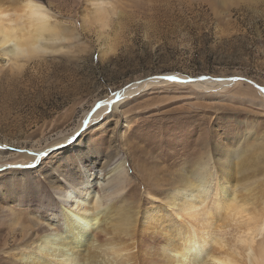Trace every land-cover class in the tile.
<instances>
[{"label": "rangeland", "instance_id": "1", "mask_svg": "<svg viewBox=\"0 0 264 264\" xmlns=\"http://www.w3.org/2000/svg\"><path fill=\"white\" fill-rule=\"evenodd\" d=\"M56 2L65 19L90 17L86 0ZM119 2L125 5V23L137 33L130 45L125 35L120 55L106 56L94 46L85 50L82 37L67 46L70 54L50 58L35 74L17 79L0 72V148L5 152L0 158L6 157L0 159V264L20 254L24 223L33 230L55 224V214L44 218L37 209L49 201L60 208L65 173L83 177L90 169L101 181L123 161L129 168L127 184L133 185L123 197L161 203L159 195L151 200L148 189H167L195 156L231 150L247 135L242 146H259L252 155L263 152L264 0ZM137 19L140 23H133ZM152 27L162 41L155 48L140 37ZM178 29L192 37V49L183 54L169 44ZM162 77L232 85L205 94L187 84L165 85L125 97L115 107L117 94ZM258 160L259 172L251 164L242 179L249 185L257 181L264 195V156ZM212 163L217 176L219 168Z\"/></svg>", "mask_w": 264, "mask_h": 264}, {"label": "bare ground", "instance_id": "2", "mask_svg": "<svg viewBox=\"0 0 264 264\" xmlns=\"http://www.w3.org/2000/svg\"><path fill=\"white\" fill-rule=\"evenodd\" d=\"M86 3L91 17L96 7L106 3V0H86ZM165 78H151L130 86L120 93L115 107L119 108L125 97L165 85L187 84L198 90L199 94L208 93V90L215 87L223 89L226 88L224 86L232 85L231 82L217 79H192L189 82L188 79L173 77L183 81L173 83ZM247 136L240 142L247 140ZM240 142L231 150H218L213 155L208 152L201 158L205 160L206 167H212V161L216 163L219 168L217 172H220L217 176L213 173L210 178L201 180L195 171L196 162L187 163L176 172L182 182H178L175 177L165 190L160 187L148 189L151 200H156L159 195L161 203L141 204V198L135 195L131 199L123 197V193L133 186L127 184L129 168L123 161L115 166L110 177L101 181L91 174L90 169L83 177L65 173L63 177L67 187L58 189L60 208L49 201L48 205L39 203L37 209L44 218H48L49 213L55 214V224L33 230L24 223L18 235L22 241L18 244L20 254L9 255V264H108V258L121 249H135L138 264H167L168 256L180 250L187 241L190 242L188 251L191 258L198 262L211 250L212 237L190 232L188 226L179 221L171 210L179 206L177 202L195 203L198 199H203L219 218L231 197L240 194L242 198L264 209V195L258 191L259 183L254 177L255 182L250 185L245 178L242 179L249 165L252 164L256 171L260 169L258 158L264 156V149L261 155H252L259 146H250L246 150L247 147L244 148V143ZM3 149L0 148V155L5 154ZM36 155L39 156L40 153ZM5 158L2 156L0 159L3 161ZM114 244L119 247L114 249Z\"/></svg>", "mask_w": 264, "mask_h": 264}, {"label": "clouds", "instance_id": "3", "mask_svg": "<svg viewBox=\"0 0 264 264\" xmlns=\"http://www.w3.org/2000/svg\"><path fill=\"white\" fill-rule=\"evenodd\" d=\"M124 8L119 0L106 2L81 22L65 19L56 0H0V61H3L0 72L7 71L17 79H23L26 72L35 74L38 67L48 65L50 58L70 54L72 49L67 46L80 42L82 37L87 38L81 45L85 50L94 46L106 56L120 55L125 35L128 45L137 35L125 23ZM133 23H140V20ZM68 28L70 32L65 31ZM155 32L152 27L140 33L141 39L152 48L162 43ZM169 44L181 54L193 47L191 35L179 29ZM165 79L183 83L173 77ZM195 160L197 176L201 180L210 178L213 168L206 167L205 160L199 157L195 156ZM176 180L182 182L178 174ZM177 203L179 206L171 209L176 218L185 223L190 232L210 235L212 246L202 259L194 262L187 241L180 250L168 256L167 264H264V209L240 194L231 197L219 218L203 199L195 203ZM108 264H138L135 249L115 251L108 258Z\"/></svg>", "mask_w": 264, "mask_h": 264}, {"label": "water", "instance_id": "4", "mask_svg": "<svg viewBox=\"0 0 264 264\" xmlns=\"http://www.w3.org/2000/svg\"><path fill=\"white\" fill-rule=\"evenodd\" d=\"M163 77H164V76H163ZM163 77H162V78H163ZM239 80H242V79H239ZM244 81H247V80H244Z\"/></svg>", "mask_w": 264, "mask_h": 264}]
</instances>
